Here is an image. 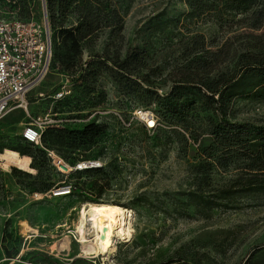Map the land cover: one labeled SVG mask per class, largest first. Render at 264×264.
I'll return each mask as SVG.
<instances>
[{
  "label": "rangeland",
  "instance_id": "1",
  "mask_svg": "<svg viewBox=\"0 0 264 264\" xmlns=\"http://www.w3.org/2000/svg\"><path fill=\"white\" fill-rule=\"evenodd\" d=\"M94 1L103 9L102 27L85 40L82 64L86 69L89 61L104 63L95 92H83L79 72L70 75L53 64L29 93L28 110L17 109L0 121L2 151L31 146L35 157H25L30 165L34 162V173L15 172L17 167L0 163V232L4 230L0 264H164L170 260L173 264H247L264 243V196L215 199V187L242 173L246 164L235 161L228 168L218 164L222 152L215 150L201 110L185 122H157L159 109L146 102V87L139 77L153 82L163 95L189 59L200 56L215 64V51L223 48L227 52L220 54L219 69L232 70L242 53L255 51V40L249 35L264 34V28L256 31L235 21L221 26L185 18L189 7L182 0ZM261 1L259 8L264 7ZM43 7V0H32L30 14L23 18L12 0H0V17L40 20ZM244 16L233 14L229 19ZM174 18H180L179 23L153 29L159 21ZM79 22V15L72 13L66 26ZM195 37L201 38V48L187 55L185 46ZM136 49L146 50L139 62L145 66H133L126 76L116 64ZM61 92L64 95L58 96ZM140 112L155 119L154 127ZM228 116L234 122L263 126L264 99L239 97ZM46 119L69 130L93 122L102 129L92 144L75 152L63 150L66 157L55 152L74 168L70 173L56 167L49 149L22 139L29 123L45 125ZM192 128L197 132L194 136ZM38 149H44L46 157ZM86 161L99 162L100 167L75 168ZM60 190L69 192L59 194ZM215 201L218 205L210 203ZM86 202L115 204L130 211L131 237H118L108 258L96 256L93 243L75 239L74 223ZM24 221L38 228L40 235L25 233ZM66 237L70 242L57 250L55 243Z\"/></svg>",
  "mask_w": 264,
  "mask_h": 264
},
{
  "label": "trees",
  "instance_id": "2",
  "mask_svg": "<svg viewBox=\"0 0 264 264\" xmlns=\"http://www.w3.org/2000/svg\"><path fill=\"white\" fill-rule=\"evenodd\" d=\"M12 1L16 7L20 8L21 17L29 16L32 0ZM182 1L189 7V12L185 15L188 19L200 18L206 21H216L221 26L235 21V24L245 25L256 31L264 28V7L259 8L261 0ZM43 2L47 8V17L52 32V66L57 64L62 72L70 75L79 72L83 92L92 94L96 90L100 69L104 63L89 61L86 63L87 68H83V44L86 39L101 29L102 7L94 0H43ZM72 13L79 15L80 22L76 26L67 27L68 17ZM233 14L245 16L230 20L229 17ZM179 21L180 18L159 21L153 29L162 30ZM249 36L255 40L253 46L255 51L242 53L232 70L219 69L222 61L220 54L227 52V49L223 48L215 51V64L212 60L200 56L189 59L186 64L178 68L173 76L170 90L163 95L157 92V87L153 82L139 77L146 87L144 90L147 97L146 102L155 104L159 109L161 116L156 118L157 122L164 123L167 120L185 122L192 113L201 110L206 115L207 134L212 138L213 144L215 143V150L222 152L217 160L218 164L223 168L230 167L235 161H243L246 164L242 173L215 187V199L217 200H230L247 195L264 196V125L238 123L228 116L231 104L239 97L264 99V34H250ZM200 40V37H195L189 46H185L187 55L201 48ZM145 52V49H136L133 53L128 52L125 59L116 64V67L128 76L133 66H145L139 63L141 62L140 56ZM130 58H133L132 63L129 62ZM101 133L102 129L94 122L80 130L48 127L42 134V146L44 149L53 150L66 157L63 150L78 151L92 144ZM196 133V129L192 128L191 135L194 136ZM22 139L25 140L23 137ZM10 149L19 152L24 158L26 156H30L31 159L35 158L31 146H18ZM44 149H38V152L46 157ZM208 151L207 157H211V151ZM31 166L35 168L34 162ZM13 171L24 173L17 168ZM210 203L218 205L217 201ZM173 263L174 261L170 260L164 264ZM247 264H264V243L251 254Z\"/></svg>",
  "mask_w": 264,
  "mask_h": 264
},
{
  "label": "built area",
  "instance_id": "3",
  "mask_svg": "<svg viewBox=\"0 0 264 264\" xmlns=\"http://www.w3.org/2000/svg\"><path fill=\"white\" fill-rule=\"evenodd\" d=\"M52 59V32L46 6L43 7L41 20L22 21L0 17V121L13 110H28V95L50 73ZM64 93L61 92L58 96ZM48 127L60 126L51 119H46L45 125L37 126L29 123L23 132V138L37 146H42V134ZM149 127L152 128L154 125ZM47 152L54 161L55 151L47 150ZM83 163L84 168L78 165V169L100 167V163L96 161ZM3 236L4 230L0 232L1 247ZM75 239L77 240L76 237Z\"/></svg>",
  "mask_w": 264,
  "mask_h": 264
},
{
  "label": "bare ground",
  "instance_id": "4",
  "mask_svg": "<svg viewBox=\"0 0 264 264\" xmlns=\"http://www.w3.org/2000/svg\"><path fill=\"white\" fill-rule=\"evenodd\" d=\"M140 114L144 119L148 117L146 121L150 126L155 124V119L150 114L148 115V112H140ZM54 158V164L58 169L66 173H70V170L74 169L68 166L58 155ZM0 163L6 167L15 166L29 173L35 172L30 163L19 152L12 149L6 148L2 152L0 151ZM79 166L84 168V165ZM63 192L65 191H61L59 194ZM130 216L128 209L115 204L86 202L79 209L77 220L74 223L76 241H79L80 244L93 243L96 247V256L108 258L116 249L115 241L118 237L122 239L131 237L132 229L128 223ZM21 225L25 233L39 234V229L31 226L27 221L22 222ZM64 242L69 243V237L55 243V248L61 250ZM24 252L25 250L22 253Z\"/></svg>",
  "mask_w": 264,
  "mask_h": 264
},
{
  "label": "crops",
  "instance_id": "5",
  "mask_svg": "<svg viewBox=\"0 0 264 264\" xmlns=\"http://www.w3.org/2000/svg\"><path fill=\"white\" fill-rule=\"evenodd\" d=\"M16 110H17V109H16ZM13 111H15V110H13ZM13 111H12V112H13ZM9 114H10V113H9ZM0 252H1V253L3 252V251H2V247H1V246H0Z\"/></svg>",
  "mask_w": 264,
  "mask_h": 264
}]
</instances>
